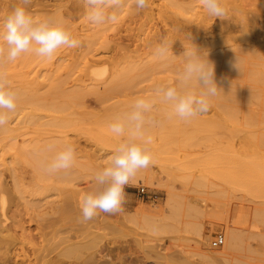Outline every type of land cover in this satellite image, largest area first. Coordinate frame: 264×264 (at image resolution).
Wrapping results in <instances>:
<instances>
[{"label":"rangeland","instance_id":"1","mask_svg":"<svg viewBox=\"0 0 264 264\" xmlns=\"http://www.w3.org/2000/svg\"><path fill=\"white\" fill-rule=\"evenodd\" d=\"M224 4L221 19L202 0H149L139 11L126 0L118 22L97 26L83 0H0V20L19 5L33 17L61 20L81 42L50 60L27 53L0 63L18 93L0 129V210L15 229L14 241L0 240V254L54 259L56 242L77 228L90 252L114 234L132 247L142 240L162 253L175 250L177 264H264V0ZM163 41L171 49L160 59L154 51ZM191 45L214 65L221 91L207 112L185 121L155 92L178 82ZM141 97L156 101L149 114L155 124L145 129L153 161L125 186L122 212L83 221L69 206L94 188L93 173L122 139L109 124ZM66 144L75 149L74 167L46 173V162ZM108 223L115 224L110 233ZM95 232L103 237H89ZM219 232L225 243L213 248Z\"/></svg>","mask_w":264,"mask_h":264},{"label":"clouds","instance_id":"2","mask_svg":"<svg viewBox=\"0 0 264 264\" xmlns=\"http://www.w3.org/2000/svg\"><path fill=\"white\" fill-rule=\"evenodd\" d=\"M31 0H20L28 5ZM87 19L94 25L116 23L126 0H83ZM149 0H134L137 11L148 7ZM202 6L213 17L224 19L227 8L224 0H202ZM80 40L59 19L33 17L25 7L15 6L0 20V63H14L24 54L33 53L39 58L50 60L62 48H77ZM171 47L167 41L156 46L154 55L165 59ZM183 71L177 83L169 82L156 89L159 102L171 106V115L189 121L205 113L210 108L212 98L221 91L214 80V65L206 56L197 53L196 48L186 46L183 55ZM18 93L0 71V129L10 121V115L17 108ZM155 100L137 98L130 111L113 118L109 131L114 137L122 138L107 163L93 173L94 188L80 197V213L83 221L95 218L100 212L114 215L123 211L125 186L153 161L149 145L150 136L145 135L146 126L155 124L149 115ZM50 150L55 145L49 146ZM76 152L72 145L66 144L45 164L48 174L67 172L74 167Z\"/></svg>","mask_w":264,"mask_h":264},{"label":"bare ground","instance_id":"3","mask_svg":"<svg viewBox=\"0 0 264 264\" xmlns=\"http://www.w3.org/2000/svg\"><path fill=\"white\" fill-rule=\"evenodd\" d=\"M90 69L92 73L95 72L94 67L91 66ZM96 76L98 75H95L94 78H96ZM91 77L93 78V76ZM75 203L71 204V206L69 205L68 206L71 210H73L74 212H78L80 214V208H79L80 202L78 201L77 203L76 200ZM138 214L141 216L142 220L145 223H154L153 217L145 213L143 210L139 209ZM9 219L10 218L6 213L5 207L2 206L0 210V240L3 241V243L8 241H14L13 238L15 235V229L9 222ZM106 227L108 228L107 230H109L108 233H110L115 228V224L108 223ZM73 230H75L74 233L61 237L56 242V244L59 246V250L54 258L55 260L53 259V257L47 258V254L44 253L42 256H39L41 257V259L36 261H32L31 259L17 261L14 259L11 253L9 254L3 253L0 254V264H48V263L51 264V262H55V261L58 264H177L176 259L178 258L176 255L178 253L174 252L175 250L170 251L169 253H162L161 250L158 248L157 243H151V242L144 243V241L142 240H135V239L134 240L136 245L135 247H132L131 245H128L126 242L113 239L112 237L114 236V234H112L113 236L111 237L108 236L109 238L102 245L100 246L98 245L99 248H97L96 251L90 252L89 251L90 249L85 251L86 244H84V242L80 239V234H79L80 229L74 228ZM94 234H98V233L95 232L92 234V236L89 237L94 238L96 236L97 238V236H99ZM104 235L106 234L104 233ZM99 237H103V236H99ZM228 240L232 241L235 239L230 238ZM230 241H229L230 243L229 245L233 244L234 247L235 245H238L236 241H233L232 243ZM73 253H75V255H73ZM178 260H181V258ZM202 262L204 261L202 260Z\"/></svg>","mask_w":264,"mask_h":264},{"label":"built area","instance_id":"4","mask_svg":"<svg viewBox=\"0 0 264 264\" xmlns=\"http://www.w3.org/2000/svg\"><path fill=\"white\" fill-rule=\"evenodd\" d=\"M138 192L141 195L147 194V190H146L145 186H140L138 188ZM224 243H225V235L222 232H219L212 239L211 246L213 248H218V247H221Z\"/></svg>","mask_w":264,"mask_h":264}]
</instances>
